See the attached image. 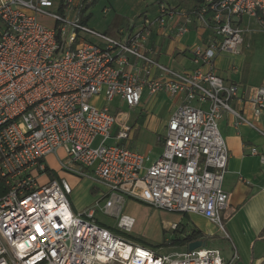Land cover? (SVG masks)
I'll return each instance as SVG.
<instances>
[{
	"label": "built area",
	"instance_id": "2783aa9c",
	"mask_svg": "<svg viewBox=\"0 0 264 264\" xmlns=\"http://www.w3.org/2000/svg\"><path fill=\"white\" fill-rule=\"evenodd\" d=\"M54 5L55 0H0V264H233L237 256L226 260L217 248L162 255L144 246L127 236L134 219L123 214V206L131 198L168 212L199 214L224 230L229 151L219 123L229 112L238 124L264 131L232 107L239 86L215 72L214 60L222 52H240L244 17L264 31V0H205L189 8L160 3L154 17H140L126 40ZM39 15L50 17L52 26ZM175 22L176 38L192 26L207 32L191 49L192 72L166 66L148 51L153 27ZM145 88L182 97L159 138L162 154L150 166L145 154L122 143L130 126L113 134L110 109L115 99L138 107ZM245 102L259 118L264 85L250 88ZM250 153L264 163L257 148ZM48 156L103 187L93 205L74 212L72 185L65 178L44 181ZM97 211L115 217V229L99 223Z\"/></svg>",
	"mask_w": 264,
	"mask_h": 264
},
{
	"label": "crops",
	"instance_id": "0c3cea01",
	"mask_svg": "<svg viewBox=\"0 0 264 264\" xmlns=\"http://www.w3.org/2000/svg\"><path fill=\"white\" fill-rule=\"evenodd\" d=\"M83 1L81 0L79 3L71 2L69 7L72 10L67 9L66 13L69 16L75 14L79 16V7ZM160 3L164 2H158V4ZM194 3H196L195 0H183L181 3L167 4L189 8ZM60 6L61 0L55 1L54 9L59 11ZM104 11H108V8H105ZM143 15L149 14L147 11L140 12L128 23L118 27L115 32L104 33L116 39L126 40ZM90 22L91 20L86 24L90 26ZM177 24L178 22L167 27L154 26L146 43L148 51L156 60L166 66L181 72H192L194 63L191 49L193 45L200 43L207 32L204 29L197 28V26H192L184 37L176 38L174 29ZM242 25L246 28V31L245 42L240 47V52L237 54L219 53L214 60V70L225 81L238 84L239 93L231 101L232 107L243 116L254 121L264 131V112L259 118L255 119L252 115L250 103L245 102L250 88L264 85V31L259 28L255 19L248 17L242 19ZM133 61L135 62V60ZM154 72L156 74V71ZM145 95L146 97H154L149 105L150 110L143 120V128H141L142 125L138 127L136 122L126 124L131 127V131L129 138L123 140L122 143L145 154L148 157L146 165L150 166L162 154L163 143L159 138L165 134L167 123L174 110L182 102V97L171 96L165 92L151 94L146 88L143 91L142 99ZM98 101L99 104L104 105L102 99H98ZM194 104L197 103L194 102ZM159 115L166 118L163 125H160L157 121ZM219 128L229 151V162L224 179V189L229 194V205L222 214L224 230H221L209 219L199 214L168 212L165 210L161 212L159 209H155L156 215L159 214L157 226H164V231L168 229L174 231L170 236H166L164 232L162 247H168L172 250L169 253H161L149 241L137 239L130 234L136 227L139 216L124 213L129 201L136 202L133 199L126 198L123 214L134 219L133 227L128 233L130 236H128L162 255H168L188 250L187 244L189 241L185 244H172V240L185 239L188 235H193L190 241L197 239L205 241V247L219 249L226 260H231L236 255L237 258L233 264H264V163L261 162L259 156L250 153L251 148L255 147L260 154L264 155V135L245 123L238 124L237 117L229 112L224 113ZM119 129L120 127L115 125L112 131L113 134ZM141 139L146 141L145 144H140ZM53 157L56 160L55 156ZM52 170L56 173V178H64L61 177L59 172H56V169ZM72 178L76 179L75 177ZM87 189V195H85L87 199L81 202L79 206L73 203L70 196L74 212L82 211L93 204L100 196V192L104 190L103 187L94 185L91 182L87 185ZM98 222L101 223L99 220ZM174 223L178 224L176 228L172 227ZM101 224L108 227L104 223ZM110 229H115V227Z\"/></svg>",
	"mask_w": 264,
	"mask_h": 264
},
{
	"label": "rangeland",
	"instance_id": "374dc122",
	"mask_svg": "<svg viewBox=\"0 0 264 264\" xmlns=\"http://www.w3.org/2000/svg\"><path fill=\"white\" fill-rule=\"evenodd\" d=\"M55 1L58 2L60 0ZM71 1L73 3H79L81 0ZM157 1L158 0H96L95 4L91 5L88 10V13L92 14V17L90 18V26L94 27L101 33H113L116 31V29H118V27L128 23L140 12L142 13L147 11L150 17H154L158 11V2H164L165 4L176 2L177 4L181 3L183 0ZM54 8L55 7H53V9ZM105 8H108V11H104ZM39 18L40 21H42L45 25L52 26L53 21L50 17L46 15H39ZM1 30L2 26L0 25V32ZM86 39L101 43L99 39L91 38L90 36H87ZM153 97L154 96L146 97L145 95L140 103V106L135 109H130L125 104H121L118 99H115L112 103H110V109L116 117V126L121 127L123 124H133L136 122L138 127L142 125L141 128H143V120L150 110L149 105ZM157 117V121H159L160 125H163L166 120L165 116L159 115ZM145 142L146 141L144 139L140 140L141 145L145 144ZM59 155L62 157V159L65 157L62 150L59 151ZM46 161L51 169H56V172H59L61 177L66 178L72 184L73 192L70 196L76 206H79L81 202L87 199L85 195H87V185H89L90 182L92 183L90 179L81 178L73 173L65 171L60 167L57 158L55 160L53 156H48ZM72 177H75L77 180L73 179ZM51 178L52 175L49 174L48 177L44 178V181ZM133 201H136L137 203L129 201L126 205V209H124V213L126 212L139 216L138 223L132 232H130V234L137 239L149 241L161 253L171 252V248L162 247V238L165 234L166 236H170L174 231L172 229L164 231V226H157V220L159 218V214L156 215L155 212V209L157 208L135 199H133ZM101 203L103 204L104 202ZM159 211L162 212L160 209ZM96 217L101 223L106 224L110 228H114L116 225L117 220L115 217L105 215L101 211H97ZM222 222L224 224V219H222ZM217 226L219 227V225Z\"/></svg>",
	"mask_w": 264,
	"mask_h": 264
},
{
	"label": "trees",
	"instance_id": "16d2710c",
	"mask_svg": "<svg viewBox=\"0 0 264 264\" xmlns=\"http://www.w3.org/2000/svg\"><path fill=\"white\" fill-rule=\"evenodd\" d=\"M205 0H195L196 3H203ZM67 0H61V6L59 8V12L62 14L66 13V10L68 8ZM96 0H84L82 5L79 7V18L80 21L84 24H86L90 18L92 17L91 13H88L89 7L93 4H95ZM49 173L54 178L56 176V173L48 168ZM3 194V190L0 186V196ZM128 236V235H127ZM130 236V235H129ZM193 237V235H188L185 239H174L171 241L172 244H185V242L190 241V239Z\"/></svg>",
	"mask_w": 264,
	"mask_h": 264
},
{
	"label": "water",
	"instance_id": "95a60500",
	"mask_svg": "<svg viewBox=\"0 0 264 264\" xmlns=\"http://www.w3.org/2000/svg\"><path fill=\"white\" fill-rule=\"evenodd\" d=\"M206 246V242L201 240V239H197V240H191L188 242L187 244V249L188 251H192L198 248H202Z\"/></svg>",
	"mask_w": 264,
	"mask_h": 264
}]
</instances>
